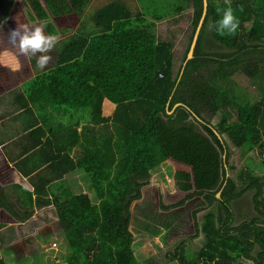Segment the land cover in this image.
<instances>
[{
    "label": "trees",
    "instance_id": "1",
    "mask_svg": "<svg viewBox=\"0 0 264 264\" xmlns=\"http://www.w3.org/2000/svg\"><path fill=\"white\" fill-rule=\"evenodd\" d=\"M91 1L12 0L3 21L14 16L21 29L42 24L44 34L58 40L73 33ZM136 2L134 12L119 0L95 9L94 32L72 35L56 50L51 68L20 83L10 112L15 119L36 117L25 123L28 134L17 156L43 182L32 192L20 188L26 205L54 213L66 247L60 264H153L133 254L129 208L140 199L150 172L167 164L181 199L160 209L194 198L204 203L192 213L203 244L188 251L181 243L168 260L264 264V0H207L190 59L202 0ZM229 6L239 27L234 35H221L214 25ZM186 13H191L187 45L176 65L173 33L159 36L157 24ZM212 42L221 50L212 51ZM24 60L18 47L0 43L1 68L18 70ZM238 74L252 83L257 99L237 85ZM81 110L88 111L83 125L80 120L53 125L52 114L58 113L56 119L60 111ZM230 146L247 163L234 178L228 175L234 170ZM75 173L88 182L93 199L73 193L63 180ZM50 183L59 185L54 193L47 189ZM248 195L256 214L251 218L240 207ZM2 205L17 218L10 203Z\"/></svg>",
    "mask_w": 264,
    "mask_h": 264
},
{
    "label": "rangeland",
    "instance_id": "2",
    "mask_svg": "<svg viewBox=\"0 0 264 264\" xmlns=\"http://www.w3.org/2000/svg\"><path fill=\"white\" fill-rule=\"evenodd\" d=\"M109 1L111 0H92L89 3L85 15L83 16L81 22H78L73 33L71 35L60 37L57 40V44L54 50L49 53L52 56V60L44 69H40L38 67L36 63L37 57L34 56H25V60L22 62L19 69L15 71H7L0 67V90H7L4 94L0 95V106L2 105L0 107V111H2V117H4L3 115H5L6 113L7 116L5 119L12 117V113L10 112V107L12 105L11 102L14 98V95H16L20 91V83L27 81L31 76L46 71L54 65L56 55L55 53L61 43L65 42L72 35H76L77 32H94L95 28L91 20V14L95 9L102 7L106 2ZM119 1L128 6L132 12L138 9L136 0ZM190 14L191 13H186L179 18L157 24V34L159 36H169L173 33V39L175 42L174 52L176 55L175 58L177 60L176 65L181 60L184 49L187 45V33L189 30ZM14 22L15 21L13 16L8 19L6 25L3 21L0 26V43L8 48L12 46L8 41V34L13 29H21L18 23ZM209 47L212 51H218L222 48L219 44L213 42L211 43V45H209ZM204 48L206 49L207 46H205ZM39 55L41 54H36V56ZM176 65L174 70L177 69ZM233 79L238 86H240L246 92L250 93L254 100L257 99V92L255 87H253L252 83L245 76L238 74L235 75ZM49 112H51V110H49ZM59 113L60 114L56 119H54V115L58 113H54V115H51L53 117V123L55 122V124L53 125H55L56 127H58L59 125L71 126L76 124L78 120H80L79 123L83 125L84 123H86L85 119L88 116L86 115V117H83L84 114L88 113L87 110L68 113H63L62 111H60ZM35 117L36 115L33 114L30 116H26V118H20V127L23 128L26 125V122L31 121ZM234 119L235 116L233 115L231 117V120ZM216 121L217 118H214L211 123L214 124ZM8 130H10V128ZM13 135L14 131L10 130V134H8L7 137H10L11 139ZM24 141L25 138L20 140V143L23 145L25 144ZM10 143L6 148V150L9 151V155H18L19 148H17V145H19V142L12 144ZM13 144L14 146H12ZM230 150L232 152V156L230 158L229 164L234 166V170L231 171L228 175L229 177L234 178L236 172L240 168L245 167L247 163L245 160L241 159L239 153L240 151L238 149L230 146ZM251 156L253 158L252 160H254L255 162H259L261 160V157L258 156L256 152H252ZM23 164L21 163L20 167ZM171 172L172 168L167 164L158 166L156 169L152 170L150 172L148 184L141 189L140 199L132 202L130 205L129 213L131 215V222L129 230L134 238L135 248L133 249V254L137 256L141 261L142 259H152L151 262L153 264H177L175 261L168 260L170 258V254L173 252V249L176 246H180L181 243H184V246L188 251H194L203 244V236L201 234L195 235L194 233L192 214L196 209L204 206V203L200 198L189 200L185 203L184 206L174 208L169 211H162L160 209L161 204L171 205L181 199V197H179L175 193L173 183L170 180ZM71 178L74 179V184L76 185L72 189L73 193L86 192L93 199V192L88 187V182L81 178L80 174L75 173ZM71 178H65L68 184L71 183ZM57 188H59V185L55 184L53 186L51 185L48 190L50 191V193H54ZM240 207L243 208V211H246L243 213L246 214V216H249V218L256 215L252 207L250 195L246 196L242 200V202L240 203ZM202 214V212L196 213L198 222L200 221V216ZM38 221L40 224H44L42 226V228L44 229V233L50 229L53 231L54 234H52V236L56 238L54 242L56 244V248H58V250L66 251V247L64 248L65 243H63L62 241L58 222L52 210L42 209V211H39L36 217V222ZM33 223L35 222L33 221ZM46 227H48L49 229H47ZM32 228L34 229V226H32ZM35 230L36 229H34V231ZM32 236L35 237L36 233ZM58 242H60L59 245ZM49 247H51L50 243H47L46 248ZM57 253L60 254L58 256V259L60 260V263H62L65 254L60 253L59 251ZM48 262L49 261H45L43 262V264H47ZM144 264L149 263L144 262Z\"/></svg>",
    "mask_w": 264,
    "mask_h": 264
},
{
    "label": "crops",
    "instance_id": "3",
    "mask_svg": "<svg viewBox=\"0 0 264 264\" xmlns=\"http://www.w3.org/2000/svg\"><path fill=\"white\" fill-rule=\"evenodd\" d=\"M1 113L2 111H0V264H43L45 261H49L48 263L60 264V260L58 259L60 254L57 252L59 251L65 254L66 251L56 248V244L54 243L56 238L52 236L54 233L51 229L48 230L49 232L46 231L48 233H44V229L42 228L44 224H40L39 221L36 222L37 214L39 211H42V209H38L34 205L32 208L29 207L28 204L26 205V198L23 191L20 189L23 188L32 192L34 185L36 187H42V179L35 177L38 170L36 169L30 172L29 170H31V168L26 164L20 167L21 163L19 161L23 157L9 155V151L6 150L10 142V144L19 142L17 148L21 147L22 144L20 140L25 138L26 141L28 132L24 128L25 126L23 128L20 127V117L15 119L12 114L11 118L5 119L7 113L5 112L6 114L3 115L4 117H2ZM21 118L26 117L24 116ZM9 128L14 131V135L11 139L7 137V135L10 134ZM12 146H14V144ZM37 158L38 156H36V159L29 160V165H31L34 160H37ZM44 167L45 164L40 170H44ZM26 171H28V174L25 173ZM72 176L73 174L69 176L65 175L63 180L66 181V177L71 178ZM45 177H49V175L45 174ZM51 185L53 186L55 184H48L47 189ZM75 186L74 179L71 178L69 187L73 189ZM31 199L34 202V195H32ZM3 200L13 206L17 218L10 215L4 209L2 205ZM27 212H29L30 215L28 218H25ZM33 221L35 223H33ZM32 226L36 229L35 231ZM46 228L49 229L48 227ZM35 233L36 236L33 237L32 235ZM47 243H50L51 247L46 248ZM59 244L60 242H58V245Z\"/></svg>",
    "mask_w": 264,
    "mask_h": 264
},
{
    "label": "clouds",
    "instance_id": "4",
    "mask_svg": "<svg viewBox=\"0 0 264 264\" xmlns=\"http://www.w3.org/2000/svg\"><path fill=\"white\" fill-rule=\"evenodd\" d=\"M214 27L221 35L231 36L237 32L239 20L234 16L230 6L222 10ZM8 41L13 47H18L21 55L37 57L36 63L40 69H44L52 60L49 53L54 50L57 44V38L54 35L44 34V25L42 24L13 29L8 34ZM37 53L41 55L36 56Z\"/></svg>",
    "mask_w": 264,
    "mask_h": 264
},
{
    "label": "water",
    "instance_id": "5",
    "mask_svg": "<svg viewBox=\"0 0 264 264\" xmlns=\"http://www.w3.org/2000/svg\"><path fill=\"white\" fill-rule=\"evenodd\" d=\"M11 2H12V0H1V2H0V26H1L2 22H3V20H4L6 12L8 11V9H9V7L11 5ZM202 2H203L202 15H201V18L199 20L198 26L196 28L195 34L193 36V39H192V42H191V46H190V49L188 51L186 59H190L191 58L192 51H193V48H194V45H195V41L197 39V35H198V32H199V29L201 27L202 21H203L204 16H205L207 0H202ZM216 197H218V195ZM64 264H66V263H64Z\"/></svg>",
    "mask_w": 264,
    "mask_h": 264
}]
</instances>
